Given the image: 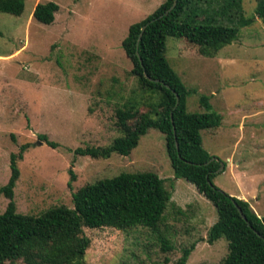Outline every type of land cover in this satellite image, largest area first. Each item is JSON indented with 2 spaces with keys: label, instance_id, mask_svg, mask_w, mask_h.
I'll use <instances>...</instances> for the list:
<instances>
[{
  "label": "rangeland",
  "instance_id": "1",
  "mask_svg": "<svg viewBox=\"0 0 264 264\" xmlns=\"http://www.w3.org/2000/svg\"><path fill=\"white\" fill-rule=\"evenodd\" d=\"M164 1L24 0L20 16L0 13V188L10 176V156L25 146L17 160V213L72 208V193L120 173L156 174L171 194L157 233L83 229L90 240L87 264H176L192 244L186 264H222L227 254L224 238L207 243L215 208L194 185L174 178L163 134L148 129L126 156L102 152L122 135L116 110L145 96L121 42L130 25ZM47 2L58 11L43 25L32 12ZM256 6L257 0H189L184 20L235 26L238 37L217 52L168 37L165 57L196 91L188 112L204 111L198 102L204 95L222 117L219 127L201 131L204 150L224 166L213 186L232 198L244 196L264 217V19ZM7 203L0 194V214Z\"/></svg>",
  "mask_w": 264,
  "mask_h": 264
},
{
  "label": "trees",
  "instance_id": "2",
  "mask_svg": "<svg viewBox=\"0 0 264 264\" xmlns=\"http://www.w3.org/2000/svg\"><path fill=\"white\" fill-rule=\"evenodd\" d=\"M173 2L165 0L145 19L130 25L121 42L124 55L131 64L130 74L136 79L140 92L147 97L141 95L138 100L116 110L115 125L122 135L102 152L126 156L136 148L148 129L158 130L164 135L174 178L194 185L215 208L217 220L209 228L206 241L211 245L225 239L227 254L222 264H264V217H258L248 202L232 198L212 184L220 162L208 163L211 156L203 148L201 131L219 127L222 117L212 111L208 97L204 95L198 98L204 111L188 112L187 100L196 91L182 82L165 57L168 37L185 39L217 52L237 39L238 27L197 23L189 21L188 17L184 20L189 0H177L175 8L163 16ZM23 10L24 0H0V13L20 16ZM57 11L58 6L52 2L38 3L32 17L40 24L50 25ZM256 15L264 19V0H257ZM146 24L137 45L141 27ZM144 73L158 82L149 81ZM171 90L179 97L177 105ZM47 144L52 148L56 146L52 142ZM24 150L25 146L17 155L10 156V176L0 188V194L8 200L0 214V264H87L84 257L90 240L83 229L112 228L128 232L146 228L153 233L159 231L171 194L163 180L153 173H120L87 184L72 193V208L53 207L37 216L17 213L14 202V188L19 179L17 160L22 158ZM78 152L93 157L101 154L99 150L90 153L80 149ZM74 178L70 170L69 187ZM234 203L242 210L247 223L239 216ZM164 247L170 250L167 243ZM194 247L192 244L184 249L176 264H186Z\"/></svg>",
  "mask_w": 264,
  "mask_h": 264
},
{
  "label": "water",
  "instance_id": "3",
  "mask_svg": "<svg viewBox=\"0 0 264 264\" xmlns=\"http://www.w3.org/2000/svg\"><path fill=\"white\" fill-rule=\"evenodd\" d=\"M176 2H177V0H174L173 4L170 6V8H168V10H167L166 12H164L163 16H166L168 13H170V12L175 8V6H176ZM161 17H162V16H160L159 18H161ZM147 25H148V24H146V25H144V26L141 27L140 34H139L138 39H137V45H138V42L140 41V39H141V37H142V35H143V32L145 31V28H146ZM144 77H145L146 79H148L149 81H151V82H158L157 80L150 79L145 73H144ZM163 85H164V84H163ZM164 86H165L166 89L170 90V88H169L167 85H164ZM171 92H172V93L174 94V96H175V99H176V105H177L178 102H179V97H178V95H177L173 90H171ZM176 148H177V144H176ZM211 161H216V159H215V158H211V159L208 161V163H210ZM223 168H224L223 164H220L219 169L216 170L215 173H216V174L219 173L220 171H222ZM208 184H209L210 186H212V184H211L210 182H209ZM234 206L236 207L237 212H238L239 216L242 218V220H243L244 222L247 223V219H246V217L244 216L242 210L239 208V206H238L236 203H234ZM256 234H257V233H256ZM257 235H258L259 237H261L259 234H257Z\"/></svg>",
  "mask_w": 264,
  "mask_h": 264
},
{
  "label": "crops",
  "instance_id": "4",
  "mask_svg": "<svg viewBox=\"0 0 264 264\" xmlns=\"http://www.w3.org/2000/svg\"><path fill=\"white\" fill-rule=\"evenodd\" d=\"M231 196H232V195H231ZM234 197L237 198V199H241V200L246 201L245 198H244V196H242V195H234ZM250 207H251V205H250ZM251 208H252V207H251ZM252 210H253V208H252ZM254 213H255V212H254Z\"/></svg>",
  "mask_w": 264,
  "mask_h": 264
}]
</instances>
